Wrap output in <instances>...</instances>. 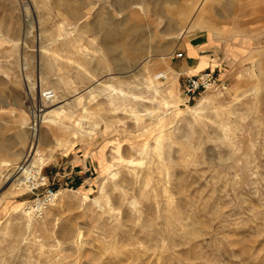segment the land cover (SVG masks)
Here are the masks:
<instances>
[{
  "label": "rangeland",
  "instance_id": "obj_1",
  "mask_svg": "<svg viewBox=\"0 0 264 264\" xmlns=\"http://www.w3.org/2000/svg\"><path fill=\"white\" fill-rule=\"evenodd\" d=\"M204 70L215 87L188 97ZM61 105L35 164L61 194L38 217L8 176L32 111ZM1 157L0 264H264V0H0Z\"/></svg>",
  "mask_w": 264,
  "mask_h": 264
},
{
  "label": "built area",
  "instance_id": "obj_2",
  "mask_svg": "<svg viewBox=\"0 0 264 264\" xmlns=\"http://www.w3.org/2000/svg\"><path fill=\"white\" fill-rule=\"evenodd\" d=\"M177 56L182 57L183 53L180 52ZM158 79H165V76L160 74ZM216 82L217 78L214 71H201L186 79L184 93L188 97L194 96L200 92L212 89L215 87ZM53 96H55V94L51 91L45 93L46 98H52ZM23 177L25 183H27L30 188L31 194H33L32 203L30 205L31 211L37 216H43L57 201V188L49 183L47 176L43 175L41 170L30 169Z\"/></svg>",
  "mask_w": 264,
  "mask_h": 264
},
{
  "label": "bare ground",
  "instance_id": "obj_3",
  "mask_svg": "<svg viewBox=\"0 0 264 264\" xmlns=\"http://www.w3.org/2000/svg\"><path fill=\"white\" fill-rule=\"evenodd\" d=\"M139 6V8H143V5H141V4H139L138 5ZM207 6V5H206ZM179 20V19H178ZM201 23V21H199V22H196V23H192L191 22V25L189 24V22L188 23H186V24H184V25H181V24H178L177 25V31H186V32H190V30H192V29H195V28H198L199 26L200 27H206V26H209V25H207V24H200ZM171 34V33H170ZM182 34V33H181ZM173 35V34H172ZM180 37V36H179ZM178 37V38H179ZM173 38H177V36H173ZM165 58V57H164ZM160 74H163L164 76H165V79H166V72H157V73H155V75H154V78H156V79H158V77L160 76ZM150 86H149V88H153V87H155L154 86V81H152V80H150ZM31 86H33V85H31ZM35 88V87H34ZM33 88V89H34ZM32 93V92H31ZM32 94H34V92L32 93ZM55 96H56V94H55ZM56 99V98H55ZM167 102V101H166ZM68 103V102H67ZM168 103V102H167ZM167 106H168V104H167ZM64 106L63 105H61V108H63ZM60 108V110L58 109V107H56V108H54V109H52V110H50V111H48V112H46V114L45 113H42L41 111L43 110V109H37V110H33L32 111V115H33V117L35 118V120H34V123H33V126L31 127V136H32V143H31V149H30V157H29V155H27V157L26 158H28V159H26L25 160V162L23 163V164H21V165H18L15 169H13L14 170V172L15 173H9V176H8V180H13V182H12V184L11 185H13V186H17V188L18 187H23L26 183H25V181H24V174L28 171V170H30V169H35V164H36V162H38V160H39V158H38V156L40 155V154H42L41 153V146H42V125L45 123V122H47L46 120V117H47V114L48 113H51V114H56V115H58V113H60V114H62V115H64L65 114V111H64V108L63 109H61ZM59 111V112H58ZM67 118V117H66ZM52 120V119H51ZM36 122V123H35ZM50 123V122H49ZM53 123H55V122H53ZM56 144H57V146L58 147H61V146H63L64 145V143L63 142H60L59 140H57L56 141ZM14 157V156H13ZM19 174V175H18ZM18 175V177H16ZM2 183H4V182H2ZM3 185V184H2ZM1 185V186H2ZM25 187L27 188V185H25ZM59 191H58V193H57V197H58V195H59ZM61 194V193H60ZM27 209V208H26ZM28 209H27V213L26 214H28ZM32 213V211L30 210L29 211V213ZM33 214V213H32ZM31 215V214H30ZM35 215V214H34ZM37 216V215H36ZM38 217H40V216H38ZM42 217V216H41ZM25 218V217H24ZM30 220V219H29ZM83 237H84V234H82V233H80L79 232V230H77V232H75V234H74V236L72 237V246H73V251L74 252H76L77 254H79L80 255V252L82 251L81 249H82V247L84 246V240H83Z\"/></svg>",
  "mask_w": 264,
  "mask_h": 264
},
{
  "label": "crops",
  "instance_id": "obj_4",
  "mask_svg": "<svg viewBox=\"0 0 264 264\" xmlns=\"http://www.w3.org/2000/svg\"><path fill=\"white\" fill-rule=\"evenodd\" d=\"M209 30V34H208V36H213V32H215V30L216 29H211V28H204V30ZM189 56L190 57H192L193 59V62L195 61V63H194V68H196L197 66H200V64H201V62H202V57H203V55H201L200 54V48L199 47H197L196 45L195 46H192V48H189ZM206 60V59H205ZM205 66H208V64H206ZM172 71L173 73L175 72V70L174 69H172V68H169V71ZM203 70V69H202ZM196 74V73H195ZM69 137H71V138H73L74 139V142L73 143H71L69 146H65V147H58L57 146V144H56V146H55V148H53V149H51L47 154L49 155V153L50 152H52V154L50 155V157L48 158L49 159V161H47V162H50L54 157H55V155L57 154V153H68L73 147H74V145H75V143L77 142V137H73V136H69ZM75 139H76V141H75ZM3 146V145H2ZM3 157H1L0 158V160H3L2 159ZM3 162V161H2ZM61 193V192H60Z\"/></svg>",
  "mask_w": 264,
  "mask_h": 264
}]
</instances>
